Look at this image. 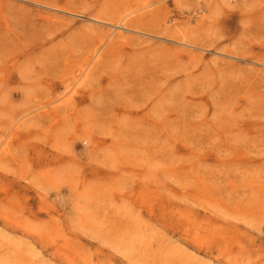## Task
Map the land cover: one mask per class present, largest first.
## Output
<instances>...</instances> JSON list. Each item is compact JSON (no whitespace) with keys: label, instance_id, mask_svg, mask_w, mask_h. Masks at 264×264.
<instances>
[{"label":"rangeland","instance_id":"obj_1","mask_svg":"<svg viewBox=\"0 0 264 264\" xmlns=\"http://www.w3.org/2000/svg\"><path fill=\"white\" fill-rule=\"evenodd\" d=\"M0 264H264V0H0Z\"/></svg>","mask_w":264,"mask_h":264}]
</instances>
